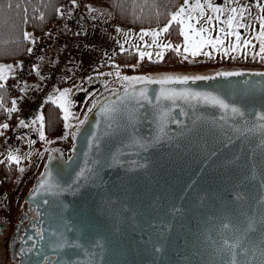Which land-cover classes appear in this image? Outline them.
I'll return each instance as SVG.
<instances>
[{"label": "water", "instance_id": "1", "mask_svg": "<svg viewBox=\"0 0 264 264\" xmlns=\"http://www.w3.org/2000/svg\"><path fill=\"white\" fill-rule=\"evenodd\" d=\"M219 73L99 98L25 198L17 264H264V70Z\"/></svg>", "mask_w": 264, "mask_h": 264}, {"label": "rangeland", "instance_id": "2", "mask_svg": "<svg viewBox=\"0 0 264 264\" xmlns=\"http://www.w3.org/2000/svg\"><path fill=\"white\" fill-rule=\"evenodd\" d=\"M77 1L89 20L101 16L103 21L112 24L110 35L118 41V47L112 55L105 57L97 65L82 70L79 75L71 73L72 76L65 81V86L55 88L52 95L53 102L59 107L63 102L60 99V93L65 89L69 90L67 97L69 104L67 108L70 115L68 119L65 120V111L60 107L63 119L65 120V131L60 136L53 139L47 137L45 124L42 120L44 116L35 118L33 120L35 123H33V121L28 123L24 122L27 126L21 124L15 126L14 132L18 136V143L11 150L0 152V161L7 160L10 155L18 157V161H10L17 164L20 175L10 189L0 188V221L15 222L21 207L25 206L26 196L41 175L54 146L63 145L68 147L65 152L66 154H70L72 146L69 145V140L73 136L75 125L80 119L82 121L95 102L104 95L139 81L135 79L137 77H193L209 76L222 71L231 70H264L247 68L233 69L231 68L233 66L225 65H216L212 67V62H238L241 64H258L264 68V53L260 52L263 39L261 37V32L264 31V20H261V17H264V0H199L200 8L197 7V0H187V3H185L184 0L172 14L174 15L181 8L184 9L178 21H171L170 18L169 21L158 27L141 29L118 26L111 20L106 8L102 6H88L84 8L80 0ZM232 9H237V11L232 12ZM189 16L192 18L190 21L188 19ZM230 16L235 17L231 26L227 23ZM209 17L211 18L210 21L208 20ZM175 23H179L181 30H187L189 23L193 25L197 31L200 28H204L207 30L201 33L204 39L216 40V38H219L223 43L216 44L215 46L211 44L202 45L200 47V54L192 56L191 50L188 52L184 51L186 42L183 35L182 40L176 42L166 37V33H161L157 37H153L150 34L153 31L159 32L165 26H168L170 30L171 26ZM221 29L224 31H221ZM47 30L49 32V29ZM144 33L149 34L145 35ZM237 33L240 37L239 41L236 39ZM188 34L191 37V43L187 46L191 49L199 42L200 36H196L190 30H188ZM245 41H248V43L245 44ZM121 45H123V47H121ZM163 45H170V47H163ZM177 47L180 49L179 53L175 50ZM127 49L137 51L140 59L148 58L155 61L161 60L167 51L172 50L180 56L182 61H186L191 66L183 69L173 68L146 72H127L114 60V56L117 53ZM141 53L145 54L143 58H141ZM160 53H162V58L158 55ZM205 53H207V55ZM148 54H151V56L149 57ZM23 59L24 58H22L19 63ZM46 59H48L47 56H44L41 60ZM19 63L16 65L18 66ZM195 64H201L203 66H196ZM8 66H12V64L8 65L4 63L0 68L7 69ZM11 68L12 67L9 69ZM117 73H119V75H117ZM123 77H129V80H124ZM7 81H10V79L8 78ZM1 82L0 80V83ZM26 99L18 96L14 98L13 101L16 102L15 107L18 108ZM12 106L13 104L7 107L5 117L0 120V125L6 121L7 112H9ZM42 125L44 128H42L44 139L40 138ZM8 234L9 232H6L4 236H0V264H10L7 257V245L3 242L5 236Z\"/></svg>", "mask_w": 264, "mask_h": 264}, {"label": "trees", "instance_id": "3", "mask_svg": "<svg viewBox=\"0 0 264 264\" xmlns=\"http://www.w3.org/2000/svg\"><path fill=\"white\" fill-rule=\"evenodd\" d=\"M62 1L0 0V65L18 64L28 54L34 40L49 37L47 29L54 26L61 29L59 7ZM183 2L184 0H80L84 8L88 6L106 8L114 23L123 28L134 29L153 28L165 24ZM26 33L29 36L28 39H25ZM166 37L176 42L182 40L179 23L171 26ZM114 60L127 72L183 69L191 66L186 61H182L180 56L172 50L167 51L161 60L155 61L148 58L140 59L137 51L127 49L117 53ZM216 65L233 66L231 67L233 69H264L258 64L212 62V67ZM3 85L4 87L0 89V120L5 117L7 107L21 92V90L9 89L5 83ZM42 110H44L46 133L50 137L59 136L64 125L61 108L49 101ZM0 173L2 179L0 188L9 189L16 178L17 166L14 163L3 162Z\"/></svg>", "mask_w": 264, "mask_h": 264}, {"label": "built area", "instance_id": "4", "mask_svg": "<svg viewBox=\"0 0 264 264\" xmlns=\"http://www.w3.org/2000/svg\"><path fill=\"white\" fill-rule=\"evenodd\" d=\"M59 16L61 29L54 26L49 29V37L34 40L31 51L19 63L10 81H5L9 89H26L42 57H48L57 50L39 88L15 112H7L3 124L9 126L7 129L0 128V152L9 151L17 145L15 126L20 121L31 122L38 116L51 100L55 88L64 86L67 69L72 68L73 73L79 75L82 70L112 55L118 47V41L110 35L112 24L103 21L101 16L89 20L77 0H63Z\"/></svg>", "mask_w": 264, "mask_h": 264}, {"label": "snow or ice", "instance_id": "5", "mask_svg": "<svg viewBox=\"0 0 264 264\" xmlns=\"http://www.w3.org/2000/svg\"><path fill=\"white\" fill-rule=\"evenodd\" d=\"M185 3H187V0H185ZM197 7L200 8V4H199V0H197ZM237 9H232V12H236ZM184 12V9L181 8L178 12H176L174 15H172L171 17V21H178L181 17V15L183 14ZM189 21L192 19L190 16L188 17ZM235 17H229L227 23L229 26L232 25L233 21H234ZM208 20L210 21L211 18L209 17ZM261 20H264V17H261ZM182 23V21H181ZM168 26H165L164 28H162L159 32H156V31H153L151 32L150 34L153 36V37H157L159 36L161 33H167L168 32ZM188 30H190L192 33H194L196 36H200V40L197 44H195L191 49L189 46L190 43H191V37L189 36L188 34ZM207 31L206 29L204 28H200L198 31L197 29L191 25L189 23L188 25V29L185 30V29H182L181 30V35L184 36L185 38V42H186V46L184 48V51L185 52H188L191 50V55L192 56H197L200 54V47L202 45H205V44H211L213 46H215L216 44H220V43H223V41H221L219 38H216V40H212V39H204V37L201 35V33ZM221 31H224L223 29H221ZM145 35H148L149 33H144ZM231 34V33H229ZM261 37L264 38V31L261 32ZM29 36L28 34L26 33L25 34V39H28ZM236 39L239 41L240 37H239V34L237 33L236 34ZM155 42V41H154ZM245 44L248 43V41H245L244 42ZM121 47H123V45H121ZM163 47H170V45H163ZM177 51V53H179L180 49L179 47H177L175 49ZM29 51H31V49H29ZM260 52L261 53H264V39H262V45H261V49H260ZM207 55V53H205ZM144 53H141V58L144 57ZM149 57L151 56V54H148ZM161 56L162 58V53L158 54ZM186 58V57H185ZM11 66H9L10 68ZM239 73H217V75H220V76H231V75H238ZM117 75H119V73H117ZM264 75V74H262ZM5 77L3 75V69L0 68V80H3ZM212 77H206V76H193V77H189V76H163L162 78L158 79V80H153L152 78L150 77H137L135 79L137 80H140V81H143V80H147L149 83H153V82H156V83H160V84H165V83H171V82H176V83H187L190 79L195 81V80H206V79H210ZM124 80H129V77H123ZM4 87V85L2 83H0V89H2ZM68 92L69 90L65 89L63 92L60 93V99L63 101L61 104H60V107L64 109L65 111V116H64V119L67 120L70 113L68 112V108H67V105L69 104V101L67 99L68 97ZM145 92L146 90H142L140 95L141 96H144L146 98V95H145ZM202 94L201 93H193L189 90H182V91H176V90H165V89H161V92H160V97H163V98H166V99H175V98H187L189 96H192V97H197V96H201ZM158 97V99L160 98ZM206 99H209V97L205 96ZM51 99V98H50ZM211 99V102L215 105H218L220 108L222 109H229L230 105L228 103H226L223 99H220L219 97H210ZM15 101L12 102L13 106L12 108L9 109L10 112H15L17 109L15 107ZM231 112L232 113H235V114H238L240 116H243L244 113L243 111H241L240 108L238 107H235V106H231ZM261 119H264V116H261ZM33 123H35V121H33ZM20 124L23 125V126H27L24 124V121H20ZM8 124H2L0 125V128H3V129H7L8 128ZM67 126V125H66ZM43 125L41 126V133H40V138L41 139H44V133H43ZM9 160H14V161H18V157L14 156V155H10L8 157ZM233 264H235V262H233Z\"/></svg>", "mask_w": 264, "mask_h": 264}, {"label": "crops", "instance_id": "6", "mask_svg": "<svg viewBox=\"0 0 264 264\" xmlns=\"http://www.w3.org/2000/svg\"><path fill=\"white\" fill-rule=\"evenodd\" d=\"M54 55H57V50H56V52H53L51 55H49L47 58L48 59H46V60H41V62H40V65H39V67L37 68V70L35 71V73L33 74V76L31 77V79H30V81L28 82V86H27V88L26 89H24V90H22L21 92H20V94H19V96L18 97H20V98H23V99H26V98H29L30 96H31V94L35 91V90H37L38 88H39V86H40V84H41V81H42V79H43V77L45 76V72L47 71V69L49 68V64H50V62H51V58H52V60H53V57H54ZM47 62H48V65H47ZM8 65L10 64V63H7ZM2 65H4V63L3 64H1L0 65V67H2ZM12 68L11 69H9V66H8V68L6 69V68H2L3 69V75H4V79L3 80H1L2 82V84H4L5 83V81H6V79H8V78H10L11 76H13V74H14V72H15V70H16V68L18 67L17 65H13L12 64V66H11ZM73 74V69L72 68H70V69H68V71H67V73H66V76H65V78L63 79V81H64V86H65V81L67 80V79H69V77H71L72 76V74ZM62 87V86H61ZM50 101H54L53 100V97H51V100ZM54 104H56L55 102H53ZM42 116H44V110H42L39 114H38V116L36 117V118H38V117H42ZM42 120H43V122H44V124H45V117H44V119L42 118ZM64 123H65V120H64ZM81 123V119L78 121V123L75 125V127H74V131H73V136L71 137V139L69 140V145L70 146H72V144H73V142H74V133H75V130L78 128V126H79V124ZM44 129V128H43ZM65 131V128H64V125H63V131H62V133ZM61 133V134H62ZM60 134V135H61ZM59 135V136H60ZM47 137L48 138H51V139H53V138H55V137H50V136H48V134H47ZM56 137H58V136H56ZM68 145V146H69ZM57 147H63L65 150H67V148L68 147H65V146H63V145H55L54 146V148H57ZM53 148V149H54ZM3 162H8V163H14L16 166H17V164L15 163V162H13V161H10V160H3V161H0V167H1V164L3 163ZM19 175H20V170H19V168H18V166H17V173H16V178H15V180H14V182H13V184H12V186L15 184V181H17L18 180V178H19ZM1 173H0V182H1ZM11 186V187H12ZM10 187V188H11ZM9 188V189H10Z\"/></svg>", "mask_w": 264, "mask_h": 264}, {"label": "flooded vegetation", "instance_id": "7", "mask_svg": "<svg viewBox=\"0 0 264 264\" xmlns=\"http://www.w3.org/2000/svg\"><path fill=\"white\" fill-rule=\"evenodd\" d=\"M24 210V213L22 212ZM25 214V216L30 217L29 213L26 210V206L21 207L20 213L18 214L15 222L10 221H0V223H4V227L0 229V236H4L6 232H9L7 236H5L4 243L7 245V257L9 259L10 264H17V260L20 257V242L21 238H19V234L21 232V236L24 235L25 229L27 226V219H21ZM31 219V217H30ZM29 220V219H28ZM23 227V229H22ZM20 236V237H21Z\"/></svg>", "mask_w": 264, "mask_h": 264}]
</instances>
